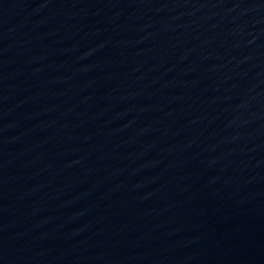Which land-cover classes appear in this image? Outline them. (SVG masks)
Instances as JSON below:
<instances>
[{"label": "water", "instance_id": "obj_1", "mask_svg": "<svg viewBox=\"0 0 264 264\" xmlns=\"http://www.w3.org/2000/svg\"><path fill=\"white\" fill-rule=\"evenodd\" d=\"M0 264H264V0H0Z\"/></svg>", "mask_w": 264, "mask_h": 264}]
</instances>
